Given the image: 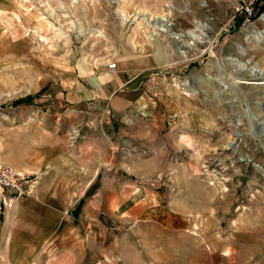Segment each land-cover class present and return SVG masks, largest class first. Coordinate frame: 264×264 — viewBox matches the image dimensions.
Segmentation results:
<instances>
[{
	"label": "rangeland",
	"instance_id": "rangeland-1",
	"mask_svg": "<svg viewBox=\"0 0 264 264\" xmlns=\"http://www.w3.org/2000/svg\"><path fill=\"white\" fill-rule=\"evenodd\" d=\"M233 4L0 0V157L76 142L63 88L112 62L145 75L132 119L160 120L165 140L118 146L122 178L145 188L131 213L78 218L30 264H264V12L247 20ZM146 12L169 15L173 34L151 40ZM190 30L210 48L184 61L174 33Z\"/></svg>",
	"mask_w": 264,
	"mask_h": 264
},
{
	"label": "crops",
	"instance_id": "crops-1",
	"mask_svg": "<svg viewBox=\"0 0 264 264\" xmlns=\"http://www.w3.org/2000/svg\"><path fill=\"white\" fill-rule=\"evenodd\" d=\"M144 78L134 68L76 74L62 95L66 113L74 118L70 125L82 130L80 138L75 142L66 135L51 145V153L1 155L4 163L40 179L33 193L20 196L0 215V264H30L50 245L63 244L80 217L99 222L104 211L109 217L132 212L145 188L122 178L118 146L129 139L142 146L165 141L160 120L132 119Z\"/></svg>",
	"mask_w": 264,
	"mask_h": 264
},
{
	"label": "built area",
	"instance_id": "built-area-1",
	"mask_svg": "<svg viewBox=\"0 0 264 264\" xmlns=\"http://www.w3.org/2000/svg\"><path fill=\"white\" fill-rule=\"evenodd\" d=\"M233 3L230 8L235 16H243L249 20L257 16L264 5V0H233ZM109 68L116 70L117 63H110ZM39 179L38 173L19 171L0 159V215L12 207L20 196L33 193Z\"/></svg>",
	"mask_w": 264,
	"mask_h": 264
},
{
	"label": "bare ground",
	"instance_id": "bare-ground-1",
	"mask_svg": "<svg viewBox=\"0 0 264 264\" xmlns=\"http://www.w3.org/2000/svg\"><path fill=\"white\" fill-rule=\"evenodd\" d=\"M200 6L201 7L207 6V2L202 1ZM209 15L212 18L213 14L209 13ZM138 18L140 20H142L141 15ZM130 19H131L130 17L124 18V20H126V21H129ZM262 19L264 20V15L262 16ZM143 20L149 28L154 29L156 31V33L152 32V34L150 35V39L153 40L154 42L159 43L158 42L159 40L157 38L158 34H163V33L173 34L172 31L174 29L173 28L174 24L172 23V20L169 17V15H166V14L155 15L151 12H146L143 14ZM174 34L176 35V37L178 39H181L183 41L182 50H181V58L184 61L199 58L201 55H203L207 51L208 48H210V47L201 46V44L199 45V41L202 39V37H201V34L196 33L194 30H190L189 32H185V34H177V33H174ZM157 49L159 52L158 57L160 56L159 59H162L163 61L166 60L167 63L170 62L169 59L165 58L164 52L161 49V47H158ZM201 84L202 85L205 84L204 86L206 89L210 87V82L207 79L202 80ZM180 85L184 86L185 89L189 92L193 91V89H191L187 86L186 82L181 83ZM257 111L259 113L263 114V111L261 109H257ZM257 111H256V113H257Z\"/></svg>",
	"mask_w": 264,
	"mask_h": 264
},
{
	"label": "trees",
	"instance_id": "trees-1",
	"mask_svg": "<svg viewBox=\"0 0 264 264\" xmlns=\"http://www.w3.org/2000/svg\"><path fill=\"white\" fill-rule=\"evenodd\" d=\"M263 12H264V5L261 8L260 12L257 14V16H255L254 18L259 17V15H261V13H263ZM32 99H33V96L32 95H28V96H26L24 98L17 99L13 104L16 106V105H18V104H20L22 102L29 103V102L32 101Z\"/></svg>",
	"mask_w": 264,
	"mask_h": 264
}]
</instances>
